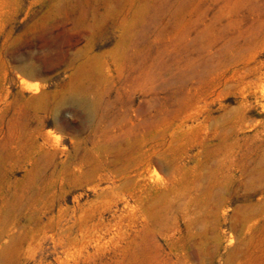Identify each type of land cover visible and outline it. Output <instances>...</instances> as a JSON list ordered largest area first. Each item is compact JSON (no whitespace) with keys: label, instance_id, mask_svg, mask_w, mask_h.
<instances>
[{"label":"rangeland","instance_id":"1","mask_svg":"<svg viewBox=\"0 0 264 264\" xmlns=\"http://www.w3.org/2000/svg\"><path fill=\"white\" fill-rule=\"evenodd\" d=\"M0 264H264V0H0Z\"/></svg>","mask_w":264,"mask_h":264}]
</instances>
